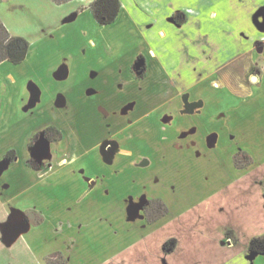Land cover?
I'll list each match as a JSON object with an SVG mask.
<instances>
[{
  "label": "crops",
  "instance_id": "0c3cea01",
  "mask_svg": "<svg viewBox=\"0 0 264 264\" xmlns=\"http://www.w3.org/2000/svg\"><path fill=\"white\" fill-rule=\"evenodd\" d=\"M120 2L121 11L116 21L107 26L120 28L118 38L121 39L122 36L130 42L126 65L129 69L128 74H122L119 79L113 76L116 79L106 83L107 88L103 92L107 98H89L94 91L89 90L91 85L84 82V71L87 68L83 64L80 65V61H91L92 52H95L98 58L107 56L104 46L107 48L109 43L104 45V37L98 41L91 29L96 25L86 30L80 27L75 38L65 36L60 38V41L55 40L56 46L65 43L74 52L88 40L87 45L91 50L90 54L84 52L89 58H80L78 67L74 66V61L69 64L68 59L57 60L56 68L59 70H64V63L68 61V64L65 63L67 71L61 72L59 83L50 81L52 74L48 79L47 76L40 77L41 80L37 83H30V90L26 91L22 88L24 86L20 88L16 87L17 83L13 85L12 81L8 82L7 107L5 111H0V137L11 129H17L18 135L22 133V139L17 145L0 147V159L14 150L17 159L7 169L13 171L14 175H17V170L28 174L26 179H4L0 187V198H7L3 200L7 201V213H10L13 223L21 230L26 229L15 243L24 238V244L38 264H47V257L57 252H61L69 264H184L196 259L204 260L205 254L202 257L196 254L207 244V210L204 223H182L185 218L189 214L199 216L201 208L207 207V198L221 193L243 197L245 188L246 191L254 189L248 204V210L252 211L254 218L258 203L263 198L259 191L264 179L239 177L250 175L264 164V26H261L264 24V0ZM179 13L185 15L182 25H178L174 20L175 15L178 16ZM85 14H89L92 22L98 24L90 9L74 13L66 18L63 24L74 23ZM258 17L260 19L255 21ZM83 30L87 34L84 35ZM218 40L222 41L220 44L224 46H219ZM49 42L54 43L51 39ZM257 42L258 48L254 46ZM31 50L30 45L29 53ZM81 54L83 53L79 56ZM245 54H249L251 69L255 73L247 70L251 75L250 82L240 83L239 91H236L222 82L219 71ZM141 55L145 58L146 71L145 77L138 78L132 67ZM7 64L16 67L23 63L15 65L5 61L0 64V68ZM112 72L115 73L113 70ZM122 81L128 82L126 85H151L155 100L150 98L151 96L143 95L136 98V101L124 92H117V88L124 89L123 85H118L123 83ZM192 83H205L207 95L199 96L194 92L193 95L189 94L190 101L199 105L190 113H180L179 99L185 91L190 90ZM36 88H39L38 91H34ZM94 88L99 90V94L100 89H103L96 84ZM58 94L61 101L52 102L48 110L45 105H49V98ZM124 102L133 105L126 114L131 121L120 131L111 128V137L123 140L126 145L112 158V164H107L106 179H83L79 176L71 179L66 171L63 172V166L60 167L59 173L40 178L37 170L29 167L27 161L30 158L26 150L29 148V141L47 127L55 126L63 132L73 128L82 136L80 150L88 156L83 158L80 164L88 162L90 167L96 165V171L103 169L96 142L102 140H99V137L108 135L109 129H105L106 123L100 107L103 106L110 113H114L117 106L122 107ZM109 117L111 118V115ZM5 119L10 120V126L4 127ZM159 128L158 136L151 135L152 131L156 132ZM191 131V135H195L198 141L210 135H217L218 132L230 133L232 137L229 143L226 142L228 140L218 139L207 147L212 150L216 147L215 144H222L223 153L216 154L212 159L223 163V173L226 175H221L217 180L227 174L232 178L222 179L218 184L220 186L210 190L209 194L207 185L211 181L207 184L206 179L202 186L206 192L193 204L181 208L183 196L175 195L177 189L169 186L170 179L164 180L160 176L153 182L154 186L147 179L131 177H138L139 173L144 175L143 171L147 169L155 170L157 165L163 167L164 160L167 161L168 157L162 158L159 145L166 141L165 137L172 145L170 156L173 159L183 156L186 148L182 145L181 138ZM60 142L63 140L58 143ZM19 147H23L27 154L20 156ZM205 147H193L191 151L200 149L204 152ZM238 152L247 153L252 164L237 168L233 157ZM75 153L77 157L78 151ZM73 158V161L77 160ZM208 160L210 157H207ZM62 173L66 179H61ZM250 181H254L256 185L249 183ZM164 184L171 189L167 193L161 188ZM141 197L162 198L169 207V214L154 225H149L144 219H130L131 198L137 201ZM244 205L241 204L240 209H243ZM25 220L27 227L22 226ZM225 228H220L221 233ZM235 238L237 239L236 235ZM169 240H176L172 253L164 251V246ZM227 240L228 237L223 234L220 238L221 246L233 248L236 245H229ZM249 258L255 260L256 264H264V256L254 255ZM227 260L220 264H226Z\"/></svg>",
  "mask_w": 264,
  "mask_h": 264
},
{
  "label": "rangeland",
  "instance_id": "374dc122",
  "mask_svg": "<svg viewBox=\"0 0 264 264\" xmlns=\"http://www.w3.org/2000/svg\"><path fill=\"white\" fill-rule=\"evenodd\" d=\"M93 1L94 0H71L66 3L58 4L52 0H0V19L3 21V23L6 25L9 32L13 36H19L27 39L32 49L29 53V56L21 66L12 67L10 64H7L0 68V111H5L7 107L6 102L9 96V93L7 91L8 82L12 81L13 85L17 83L16 87L21 88L22 86H24L22 88L24 91H26V89L30 90V83H37L38 80H41L40 77L47 76L48 79L49 75L52 74L50 81L59 83L60 81L58 80H61V72L65 70L67 71V65H65V63L68 64V61H65L64 63L65 69L59 70L58 68H56L57 60L61 61L63 59H68L69 64L71 61H74V66L78 67V61L80 60V58H89L87 54H90L91 50L87 45L88 40L82 47L79 46L78 48H76L75 52L71 50L70 46H67L65 43L64 45L59 44V47L55 45L57 44L55 40L60 41V38H63L65 36H74L75 38L79 33L77 31H79L80 27H84V29L86 30L96 25L97 28L95 26L91 29H93L92 32H94V34L97 36L98 41L104 37L106 40L104 42V45H107L109 43V46H107V48L106 46H104V49L107 53L106 57L98 58L97 54L95 52H92L90 56L92 59L90 62L87 63L86 60L80 61V65L83 64L87 68V70L84 71L86 73L84 82L91 85V89L87 87L89 90L94 91V94H91L89 98L97 96L98 98H107L106 93L103 92V90L105 91L107 88V86H105L106 83L109 80H113V78H115L113 76H116V78L119 79V76H121L122 74H128L127 69L129 68L126 65L129 58L128 46H130V42L126 41L122 36H120L121 39L118 38V35L121 32L120 28L113 25L101 27L98 24L92 22L89 14H85L74 23L65 25L63 24V21L74 13L89 10L90 5ZM262 12L264 13V11ZM184 17L185 15L179 13L178 19L182 20ZM259 19L260 17L254 20L257 21ZM261 26H264V24H261ZM85 30H83L84 35L87 34ZM69 33L76 34L72 35ZM48 36H50V38ZM50 39L53 40L54 43L50 44ZM107 39H109L110 41H108ZM220 43L223 42L218 40L217 44L219 46H224V44ZM254 46L258 48L259 43L257 42ZM57 47L58 50H56ZM99 48L96 49L99 50ZM92 50H94V48ZM77 51L80 52L78 53ZM84 52H87V54ZM80 53L83 54L79 56ZM112 70L115 71V73H113ZM247 70L253 71V73H255V71L251 69L249 54L241 56L239 59H237V61H234L229 66L222 67L219 71V75L223 80L222 82L229 85L233 90L239 91L240 83L250 82L251 75H249L250 73H248ZM190 77L192 78V76ZM123 83H118V85H123L124 89L117 88V92H124L125 94H128L129 98H133L136 101H138V99L136 98H139L143 95L151 96L150 98L155 100V92L153 91V87L151 85L145 86L144 84L140 85L139 83L135 86L130 83L126 85L125 83L128 82H125L124 84ZM94 84L103 88L100 89V94L99 90H96V88H94ZM38 89L36 88L34 89V91H38ZM120 89L122 90L119 91ZM193 92L195 94L197 93L199 96L207 95V85L205 83H192V85H190V90L185 91V93L193 95ZM87 93L89 92L87 91ZM59 96L60 95L58 94L52 98L51 95L48 101L49 105H45V107L50 110L52 102L56 103L61 101ZM120 106L121 105L117 106L116 112L114 113H110L103 106L100 107H103V110L105 111L103 113V118L106 123V125H104L105 129H107L109 126L112 128V120H115L117 122L124 120V122H126L130 120L129 117H126V115L124 116L120 112L123 110V108H128V110H131V103L124 102L122 107ZM105 114L111 115L112 119H110V121H108V119H105V117L109 118V116ZM9 124L10 120L5 119L4 127L10 126ZM159 130L160 128L157 129L156 132L152 131L151 135H153L154 137L158 136V134H160ZM18 131L19 130L17 129H11L10 131L5 132V135L0 137V147H2L3 145H17L18 141L21 142L20 140L22 139V133L18 135ZM60 131L62 130L60 129ZM218 133L219 134L217 135H210L208 138L206 137L205 140H203V143H207V146H209L210 144L211 146L212 144L216 143L218 139H221L222 141L228 140L226 141L227 143L231 141L232 136L230 135V133ZM62 134L63 142H57L53 145H50L51 157L47 159L41 161L35 160L36 162H34L32 160L33 150L30 151V149L32 148H26V150L28 151V157L31 158L27 162H29L33 167L35 166L36 168H38L37 174L41 176L40 178H45L52 173L54 175L59 173L61 171L60 167L63 166V172L66 171V174H69L68 176L71 179H74L76 176L82 177L83 179H106L108 174L107 163L105 161H102L104 166H101L103 169H97V171V167L93 162L92 165L94 166L92 167L89 166L88 162L86 164H80L82 162V159H86V157L88 156L86 153L80 150V142L82 143V136L78 135L76 133V130H74L73 128L67 129L64 132L62 131ZM35 138L36 136H33L29 141V144H31L33 147H35L36 144ZM100 139H102L100 142H96V145L98 143V145L96 146V150L100 153V155H102L99 149L102 141L108 139V135L99 137V140ZM111 139H114V137L112 136ZM165 140L166 141L159 145L162 158L168 157L167 161L164 160L163 167L157 165V167H154L155 170H152V168L147 169L143 171L144 175L139 173L138 177H131V179H147L152 183V185H154L153 182H156V179H158L160 176H162L164 180L170 179L168 182L169 186H174L175 190L177 189L175 194L177 197L183 196L184 202L180 205L181 208H185L188 205L196 202V200L200 198V195L206 192L205 190H203L204 187L202 188L203 184L206 183V179L207 184L209 181H211L210 184L207 185V194H209L210 190H213L214 188L220 186L218 184L222 181V179L232 178L227 174V178L223 177L221 180H217L220 179L221 175H226V173H223V163L220 164L217 159H212V157H214L216 154L223 153L224 148L222 144H215L216 147L212 150L207 147V150L204 152L200 149H195L191 153V155L179 156L173 159L170 156V153H172V145L170 144L171 142L166 137ZM179 143L181 142L179 141ZM217 147H219L221 151ZM77 151L78 156L76 157L75 152ZM19 154L20 156H23L27 154V152L25 153L23 147H19ZM59 156L62 157L59 158ZM73 157L77 158V160L73 161ZM207 157H210V160L207 161ZM6 160V158L0 159V163L5 162ZM8 161L10 166L13 161ZM38 161L39 164H36ZM243 163L246 164L245 167H247L252 164V160L248 164L246 163V161H243ZM27 174L28 173H25L22 170H17V175H14L13 171L5 169L0 176V187L2 185L1 183L4 182V179L8 180L9 177H11V179H14L15 177L17 179H26L25 177ZM61 175H63L61 179H66L64 173H62ZM257 178L264 179V164L260 165L258 169H255L250 175L247 174L239 177V179ZM246 183L244 185H246ZM249 183H253V185H256L254 184V181H250ZM161 188L165 193L171 190L165 184L164 186L161 185ZM253 190L254 189L246 191L245 188L243 197H236L229 193H221L219 195L207 198V207L201 208L202 210L200 211L201 213L199 216L194 217L189 214L185 218L184 222L182 223H204L206 215L205 211L207 210V219L205 222L207 223V244H205V248H202V251H198V253L196 254L200 257L205 254V259H196L184 264H198L196 262H200L202 264H220L226 259H228L226 264H256L254 263L255 260L249 258V256H254L250 251L249 246L253 238L264 235V184L261 185V190L259 191V193H261V197L263 196V198H261L258 203L256 216L254 218L252 215V211L248 210V208L250 207L248 205L250 203L249 198L250 195H252L251 193H253ZM3 199L6 200L7 198ZM3 199L0 198V264H38L37 259L32 256L27 246L24 244V238H21L16 243L14 242L15 244H10L6 241V236H8L7 233L10 232V229H12L11 227L14 223L11 220L10 213H7V201H5V203ZM251 203H255V201H251ZM241 204H245L243 209H240ZM188 217L189 219H187ZM220 228H225V231L221 233L222 231ZM227 233H233V236H237V242L235 246L233 245V248H230L227 245L221 246L220 244L221 236L224 234V236L226 237ZM58 253H60V256L65 257L61 252ZM54 254L56 253L49 255L47 258L55 257ZM58 261L60 262V260ZM72 264L80 263L75 262Z\"/></svg>",
  "mask_w": 264,
  "mask_h": 264
},
{
  "label": "flooded vegetation",
  "instance_id": "af4514ba",
  "mask_svg": "<svg viewBox=\"0 0 264 264\" xmlns=\"http://www.w3.org/2000/svg\"><path fill=\"white\" fill-rule=\"evenodd\" d=\"M139 62L144 63V65H142L140 68L141 71L140 70L139 71L142 72V69L144 68L143 71L145 73L146 62H145V58L142 55L137 57V59L135 60V62L133 64L132 70H133V73L135 74V76H137L138 78H143V77H145V74L142 77L141 75L143 72L138 73V70H136V68H135ZM179 103H180V109L178 111H180V113H190L193 110H195L199 105V103L190 101L189 94H186V93L181 95V97L179 99ZM132 106H130V109ZM100 110L102 111V113L105 112L102 108H100ZM128 112H129L128 108L127 109L123 108V110L120 113L125 116ZM105 115H107V114H105ZM107 116H109V115H107ZM106 119H109V121H110V119H112V117L111 118L107 117ZM122 120H124V119H122ZM124 121L117 122L115 120H112V122H113L112 129L116 128V130L120 131L124 126H126L128 124V121L130 122L131 120H128L126 122H124ZM108 129H109L108 130L109 131L108 132V139H106L105 141H102V144H101L99 150L102 154L101 155L102 161H105L107 164H112V160H113L112 158L115 157L116 154H118L120 152L121 148L126 145V142H124L123 140L111 139V134L113 132H112V129L110 126L108 127ZM191 134H192V131L189 132L187 135H182V138H181L182 143H183L182 145L186 148L183 156L191 155V153H192L191 149L193 147L194 148L199 147L200 149H202V148H204V146H206L204 151L207 150V143L204 144L203 139H201V141H198L195 138V135L192 136ZM34 136H36L35 147H33L31 144L29 145V147L32 148L31 150H33L32 160L34 162H36L35 160L41 161V160H44V159L51 157L50 145L63 140L62 131H60V129L56 128L55 126L47 127L41 133H37ZM190 137H192V138H190ZM10 152L15 153V158H14V160H12L14 162L17 159V155H16V152L14 150H11L8 153H6L4 158L7 159V156ZM238 154L248 155L245 152H238L234 155L233 161H234V164L237 168H239V167L236 165L235 158ZM241 161L243 162V159ZM28 164H29V167H31L32 169H35V170L38 169L35 166L33 167L29 162H28ZM36 164H39V161ZM239 169H241V168H239ZM130 203H131V205L129 207V211H130L129 218L132 220L139 219V218L144 219L149 225L156 224L161 219L166 217L170 212L169 207L167 206L165 201L160 197L148 198V199H146L145 197H141L137 201H134L133 198H131ZM227 237H228L227 241H229V245L236 244L237 239L235 238V235L233 236V233H227ZM175 246H176V240H169L164 246V251L166 253H172L175 250ZM249 249H250V246H249ZM250 251L252 252L251 249H250ZM57 253L54 255L55 256L60 255V253H58V254ZM252 254L255 256H264V254H258V253H254V252H252ZM62 259L64 261H66L67 264H69L68 260L65 257H62Z\"/></svg>",
  "mask_w": 264,
  "mask_h": 264
},
{
  "label": "trees",
  "instance_id": "16d2710c",
  "mask_svg": "<svg viewBox=\"0 0 264 264\" xmlns=\"http://www.w3.org/2000/svg\"><path fill=\"white\" fill-rule=\"evenodd\" d=\"M52 1L62 4L71 0ZM90 11L99 25L107 26L116 21L121 11V2L120 0H94L90 5ZM174 20L178 25H182V20L178 19L177 15H175ZM29 50V41L23 37L13 36L0 19V64L8 61L12 64L19 65L26 60ZM143 70L144 68L142 69L143 73L140 72L141 70H138V73H142V77L145 74ZM14 158V152H10L7 156V159L11 161L14 160ZM241 158L244 159L243 161H246L247 164L251 162V158L248 155L238 154L235 158V162L239 168H244L246 165L241 161ZM250 249L254 253L264 254V235L254 238L250 243ZM58 260H60V262ZM46 261L47 264H67L60 255L47 258Z\"/></svg>",
  "mask_w": 264,
  "mask_h": 264
},
{
  "label": "water",
  "instance_id": "95a60500",
  "mask_svg": "<svg viewBox=\"0 0 264 264\" xmlns=\"http://www.w3.org/2000/svg\"><path fill=\"white\" fill-rule=\"evenodd\" d=\"M142 65H144V63L143 62H139L136 65V67H135L136 70H140V68H141ZM253 80H255V77L253 78ZM8 166H9V161L8 160H6L5 162H1L0 163V176L2 175V173L4 172V170L8 168ZM22 224H23L22 226H25V227L28 226V223H27L26 220ZM11 228L12 229H10V232L7 233L8 236H6V241L8 243H10V244H13L17 240V238L21 235V233L23 231H25L26 229H24V230L19 229V227L17 226V224H13ZM10 233H11V236H10Z\"/></svg>",
  "mask_w": 264,
  "mask_h": 264
}]
</instances>
